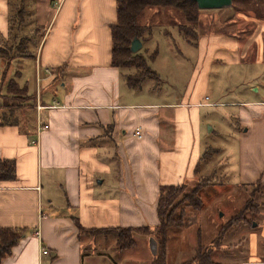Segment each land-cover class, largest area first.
<instances>
[{
  "label": "crops",
  "instance_id": "obj_1",
  "mask_svg": "<svg viewBox=\"0 0 264 264\" xmlns=\"http://www.w3.org/2000/svg\"><path fill=\"white\" fill-rule=\"evenodd\" d=\"M35 18L44 35L34 58H20L33 62V81L23 80L20 69L6 77L26 86L32 98L25 105L30 130L0 126V160L16 167V179L0 185V227L29 232L0 264H83V239L98 236L80 237L74 218L86 228L154 227L160 185L193 181L197 166L198 175L223 179L227 194L261 182L258 196H264V78L227 101L221 67L217 83L209 75L213 62L263 64L258 40L264 23L246 42L224 34L199 37L185 87L153 101L127 86L124 75L133 69L110 63L116 0H37ZM7 30V0H0V34L6 37ZM156 87L147 90L161 96ZM54 101L59 107H48ZM204 107H224L227 115H205ZM37 118L48 129L38 132ZM138 127L140 137L134 134ZM207 150H217V158L201 159ZM202 209H187L181 229L192 218L200 222ZM251 226L229 241L238 234L232 227L213 249V261L264 264V204Z\"/></svg>",
  "mask_w": 264,
  "mask_h": 264
},
{
  "label": "trees",
  "instance_id": "obj_2",
  "mask_svg": "<svg viewBox=\"0 0 264 264\" xmlns=\"http://www.w3.org/2000/svg\"><path fill=\"white\" fill-rule=\"evenodd\" d=\"M36 4L37 0H7V36L0 34V60L4 64L3 81L6 82V94L2 95L5 104L0 108V126H19L23 132L30 130L28 128L30 120H32L30 113L20 117L15 114V109L29 104L32 98L28 95L26 86H19L15 78L7 80L6 75L13 61L20 58H34L36 55L44 35V28L38 26L35 21ZM146 9H165L174 13L173 18L170 19V25L176 26L189 43L194 36V27L200 21L201 9L192 0H116V22L111 26L110 63L114 67L134 70L124 75L127 86L132 89H139L146 79H159L158 74L150 66V63L155 59L156 52L147 57L142 52L133 53L130 50L131 42L135 37L142 42L144 36H147L145 40L151 36V26L140 23ZM23 121H26V125H22ZM208 156H210L209 150L202 154L201 159L206 160ZM197 172L198 166L195 171L196 176ZM203 178L199 177L198 180H186L177 184L160 185L156 207L159 222L154 227L86 228L74 218L79 236L115 235L117 247L123 251L136 246V234L147 235L152 237L157 244V254L151 264H166V245L170 230L184 226L187 209L197 210L202 207L201 193L208 188L209 183L208 178ZM15 179V162L8 159L0 160V185ZM190 184L193 187L189 188ZM249 186L253 190L244 205L232 214L225 224L220 226L209 246L206 247L198 241L195 255L181 264H217L212 259V252L213 249L222 245L228 231L237 224H252L253 221H256L260 205L254 203V199L257 198L263 184L257 182ZM28 232L29 229L25 227H0V261L12 254V249Z\"/></svg>",
  "mask_w": 264,
  "mask_h": 264
},
{
  "label": "rangeland",
  "instance_id": "obj_3",
  "mask_svg": "<svg viewBox=\"0 0 264 264\" xmlns=\"http://www.w3.org/2000/svg\"><path fill=\"white\" fill-rule=\"evenodd\" d=\"M173 16L174 13L168 12L165 9H146L140 19L141 24L151 26L153 37H150V40L149 37L145 40L147 36H144V40L141 42L142 45L138 51L144 53L147 57L156 52L155 58L157 57V59L153 63V67L158 73L152 69L160 77L158 80H144L137 91L146 92L153 101L163 100L162 96H169V93H174L175 90L180 91L185 87L196 65L197 50L195 44L199 37L224 34L241 42H246L248 39L251 40L255 31H260L264 23V0H234L230 6L223 8L201 9L200 21L194 27L195 32L194 36L191 35L193 38L190 43L176 26L170 25V19ZM259 36V39L262 41L258 40V42L264 43V33H259ZM148 40L150 41L149 43ZM255 47L256 45H252V52L255 51ZM158 51L159 56H157ZM241 62L236 66L227 64L219 66L215 62L212 63L209 71L211 84L217 83L219 67H221L225 86H227V91L222 100L239 99L238 96L241 91L247 93L249 86H255L256 81L260 80L258 76L264 78V63L261 65L247 63L245 65V60ZM3 68L4 64L0 60V108L5 104L4 98L1 95L6 94V86L2 83L4 80ZM12 69H20L24 76L22 79H27L32 83L34 78V64L32 61L21 59L13 61L11 69L9 68L6 76L9 75V72L13 71ZM126 70L131 71V69ZM248 71H252V74L250 75ZM152 84L155 87L157 86L156 91L161 89V96L147 90L150 89L149 87ZM225 110L227 109L224 107L213 109L202 108L205 115L210 113L214 116L221 115L223 117L227 115ZM15 114L23 117L28 115L29 111L24 104L19 109H15ZM228 145L229 147L233 146L231 143ZM209 154L208 158H217L213 151L209 150ZM210 175H197L195 178L198 180L199 177H206L209 181L207 183L210 188H206L201 193L203 200L201 213L203 219L199 222L191 217V223L186 228H179L178 230L180 231H176L175 235L173 233L170 238L168 237L166 264H181L190 260L195 255L198 241L206 247L209 246L210 241L215 237L220 226L225 224L230 218L229 215L232 209L239 207V210L253 190L251 186L247 185L248 187L242 188L239 193L231 192L227 194V191H224V186H226L224 180ZM203 179L206 180L205 178ZM218 185L221 186L218 187ZM228 186L233 185L228 183ZM188 187L191 188L193 186L190 184ZM254 203L263 205L264 196L257 195ZM207 212L209 216L205 218ZM220 212H222L221 217L219 215ZM250 213L253 214L252 212ZM234 227H237L238 234L233 235L229 241L231 239L238 240L239 235H242V230L250 231L252 228L250 223H240ZM175 230L177 229H174V232ZM97 236L98 239H92L91 241L83 239V264H147L145 259L151 258L152 262L154 256L157 254V244L156 252L152 254L149 246L150 237L147 235L136 234V246L123 251L118 249L115 235ZM90 238L92 237L90 236ZM241 247L245 248V244L242 243ZM147 256L148 258H146Z\"/></svg>",
  "mask_w": 264,
  "mask_h": 264
},
{
  "label": "water",
  "instance_id": "obj_4",
  "mask_svg": "<svg viewBox=\"0 0 264 264\" xmlns=\"http://www.w3.org/2000/svg\"><path fill=\"white\" fill-rule=\"evenodd\" d=\"M197 3V6L199 9H219L226 6H230L233 2V0H192ZM142 43L141 41L135 37L130 45L131 52L135 53L139 50ZM149 246L152 254H155L156 252V241L150 237L149 239Z\"/></svg>",
  "mask_w": 264,
  "mask_h": 264
},
{
  "label": "built area",
  "instance_id": "obj_5",
  "mask_svg": "<svg viewBox=\"0 0 264 264\" xmlns=\"http://www.w3.org/2000/svg\"><path fill=\"white\" fill-rule=\"evenodd\" d=\"M48 107H50V108L59 107V104L56 101H54L52 103V105H50ZM42 108H44V107L40 106V105L39 106L37 105V110L42 109ZM48 127H49V125L47 123H43L42 121H40L39 118H37V130H38V132H40L42 130H45V129H48ZM134 134L137 137H140L141 136V128L140 127L136 128ZM42 254L43 255L48 254V250L46 248H43L42 249Z\"/></svg>",
  "mask_w": 264,
  "mask_h": 264
}]
</instances>
